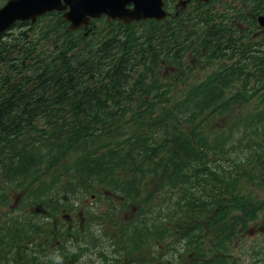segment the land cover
I'll list each match as a JSON object with an SVG mask.
<instances>
[{"label": "trees", "instance_id": "1", "mask_svg": "<svg viewBox=\"0 0 264 264\" xmlns=\"http://www.w3.org/2000/svg\"><path fill=\"white\" fill-rule=\"evenodd\" d=\"M215 16L67 31L54 11L0 34V264H68L102 241L133 264H201L212 247L224 264L264 210V45ZM193 59L217 69L190 79Z\"/></svg>", "mask_w": 264, "mask_h": 264}, {"label": "rangeland", "instance_id": "2", "mask_svg": "<svg viewBox=\"0 0 264 264\" xmlns=\"http://www.w3.org/2000/svg\"><path fill=\"white\" fill-rule=\"evenodd\" d=\"M234 2H238L237 4L241 8L238 11V16L240 14L242 15V18L244 19L247 14V9L241 7V3L239 0H233ZM5 2V0H0V6ZM235 5L232 4H225L224 6H219L215 4V6L207 5L209 9H213V11L218 10V14H221L224 12L225 16H215V19L218 22H229L232 24L231 18H235L236 15H231V13L234 11L233 7ZM237 16V17H238ZM262 23H264V19L261 20ZM97 23V22H96ZM166 24L170 25L169 22H165ZM98 27H101L103 24L102 23H97ZM136 24L139 27H146L149 23L148 22H136ZM171 26V25H170ZM9 31V30H8ZM241 36L243 40H247V34L245 32H242L240 30L237 32L238 41L240 42ZM235 37V38H236ZM251 37L249 36L248 39ZM202 59H193V61H188V63L185 62V64L189 67L188 72H192V75L190 76V79H195L199 80L208 75L209 72H212L214 69H217V65H208V62L202 63ZM199 64L198 66H196ZM159 69V77H167L170 80H176L178 76H171L170 73H175V74H181V70L179 69H173L171 67L163 66L161 65ZM170 72V73H169ZM184 77V75H183ZM179 78V77H178ZM181 79V78H180ZM179 83V82H178ZM247 104V102H244ZM241 104V105H239ZM248 105V104H247ZM245 106V108L247 107ZM243 106L242 100H239L238 103H236L234 106L228 108V114H239L242 113L241 107ZM252 107V106H251ZM217 111V110H216ZM221 114L217 111L215 116H213L210 119V123L214 124L216 123L218 126H220L222 123L220 119ZM227 116V115H226ZM227 120V119H226ZM238 136H233L232 137V143L234 145H238L237 142ZM243 144H246L247 141L243 140ZM253 190L256 191V193H253L255 197L258 198H264V183L263 186L259 184H254L251 186ZM10 203H14L13 200H11ZM114 203V208L112 209V217L113 218H123L124 215L122 214L120 216L119 210L121 209L122 211H128L129 209H123L119 208V201L118 200H113ZM98 206V204H97ZM97 206H94V209L97 208ZM106 206L103 208L105 209ZM1 209H6L2 207ZM83 212V209L77 208L74 212H68L73 215H77L79 213ZM102 225H105L104 223ZM111 227V226H110ZM100 228V227H99ZM92 231V230H91ZM100 234V233H97ZM102 245L98 244L96 247H91L87 249L86 253H79L78 251H72V256H68L66 259L72 261H77V264H133L130 257L131 256L129 253H125L124 251H120L117 253L115 251V248H112V246H108L105 241H102ZM107 245V246H105ZM262 245V246H261ZM260 249V250H259ZM143 250L146 252L148 249L143 248ZM152 254L148 255V258L152 256H156L158 253L166 252L165 248H159V247H151L149 249ZM209 251L211 253H207L201 261V264H208L215 259H213V254H214V247H212ZM213 252V254H212ZM260 253H263L261 255ZM190 254L186 255L187 261L190 262V260L195 261L193 257H188ZM219 257L218 262L224 263V264H264V210L259 213L257 219L254 221H251L248 223L247 228L241 231H234L232 233V239L230 241L229 245H223L219 248V251L216 253ZM134 256V255H132ZM131 256V257H132ZM141 255H139L140 257ZM74 257V258H73ZM147 258L144 257V259ZM195 263V262H194ZM197 263V262H196Z\"/></svg>", "mask_w": 264, "mask_h": 264}, {"label": "water", "instance_id": "3", "mask_svg": "<svg viewBox=\"0 0 264 264\" xmlns=\"http://www.w3.org/2000/svg\"><path fill=\"white\" fill-rule=\"evenodd\" d=\"M52 11H63L67 30L86 27L91 18L105 14L109 20L128 23L164 17L161 0H7L0 7V33L17 21L31 20Z\"/></svg>", "mask_w": 264, "mask_h": 264}, {"label": "flooded vegetation", "instance_id": "4", "mask_svg": "<svg viewBox=\"0 0 264 264\" xmlns=\"http://www.w3.org/2000/svg\"><path fill=\"white\" fill-rule=\"evenodd\" d=\"M241 7L247 9V14L244 19L243 14L238 16V11L241 9L238 2L233 0H163V9L166 11V21H182L195 14H198L202 9H207V5L224 6L226 3L235 5L233 7L232 15H236L235 18H231L232 23L236 27V30H245L247 37L250 39L242 41L250 46L264 45V25H260L258 16H264V0H239ZM238 16V17H237ZM241 25L242 29H240Z\"/></svg>", "mask_w": 264, "mask_h": 264}]
</instances>
